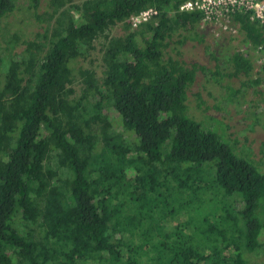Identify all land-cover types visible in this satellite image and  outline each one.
Wrapping results in <instances>:
<instances>
[{
    "label": "trees",
    "instance_id": "trees-1",
    "mask_svg": "<svg viewBox=\"0 0 264 264\" xmlns=\"http://www.w3.org/2000/svg\"><path fill=\"white\" fill-rule=\"evenodd\" d=\"M44 1L40 14V0H27L33 12L0 0V31L21 9L43 40L0 57V264H247L264 231V173L185 115L206 69L190 63L207 46L201 14L180 13L187 0ZM147 9L158 15L133 28ZM236 20L248 52L233 53L232 75L256 71L264 86L252 58L262 28ZM98 40L102 78L82 70L77 95L72 65Z\"/></svg>",
    "mask_w": 264,
    "mask_h": 264
},
{
    "label": "rangeland",
    "instance_id": "rangeland-1",
    "mask_svg": "<svg viewBox=\"0 0 264 264\" xmlns=\"http://www.w3.org/2000/svg\"><path fill=\"white\" fill-rule=\"evenodd\" d=\"M18 5L24 11H34L32 8H27V0H18ZM45 9V1L40 0L39 7L35 11L42 14ZM22 10L20 9L2 21L0 57L3 59L10 57H14L15 60L21 59L19 55L25 48L24 42L36 40V32L41 30L36 24H33L34 18H27ZM122 28V24L116 25L109 31V35L121 36ZM203 32L207 46L205 49L199 46L195 47L190 63L198 64L206 69L204 73H198L196 84L188 91L185 115L199 123L204 130L216 134L234 155L248 161L259 172L264 173L263 83L255 85L254 82L259 76L256 71L251 72L248 76L238 75L236 77L232 75L233 65L230 58L234 52L239 51L241 37L230 41L228 37L214 38L209 29H203ZM15 35L20 36V41H14ZM36 41L41 43L43 40ZM102 44L103 40L96 41L94 43L95 50L88 51V53L82 48L86 59H78L72 65L73 75L77 79L75 88L77 95H80V72L82 70H93L99 79L102 78ZM179 47L181 48V45ZM169 53L174 55V52ZM252 58L256 69L260 68L254 54ZM4 68L7 69V64L2 63L0 70L4 71ZM259 77L262 78L261 75ZM200 102H203V105L200 106ZM109 117L113 121L115 130L123 132L122 128L118 126V115L112 108H110ZM133 139L134 136L128 139V145L132 150L135 149ZM216 163L214 160L204 164L201 168L203 171L210 172V169L215 170ZM203 173L206 174V172ZM235 198L242 197L239 194L228 196L226 202L230 204ZM233 204L236 210L243 208L241 201ZM181 220H186L184 213H181ZM259 242L261 246L252 254L243 249V258L247 264H264V231L259 237Z\"/></svg>",
    "mask_w": 264,
    "mask_h": 264
},
{
    "label": "built area",
    "instance_id": "built-area-1",
    "mask_svg": "<svg viewBox=\"0 0 264 264\" xmlns=\"http://www.w3.org/2000/svg\"><path fill=\"white\" fill-rule=\"evenodd\" d=\"M180 13H200L202 29H209L216 39L236 37L240 32L237 15H248L250 21L258 23L264 36V0H187ZM158 15L155 9H147L131 18L133 28L147 23ZM243 52V51H242ZM257 65L264 68V41L255 50Z\"/></svg>",
    "mask_w": 264,
    "mask_h": 264
},
{
    "label": "crops",
    "instance_id": "crops-1",
    "mask_svg": "<svg viewBox=\"0 0 264 264\" xmlns=\"http://www.w3.org/2000/svg\"><path fill=\"white\" fill-rule=\"evenodd\" d=\"M240 28H241V24H240ZM225 37H227V36H225ZM238 37H240V32H239L238 36H236V37H232V40H233V39H237ZM228 38H230V37H228ZM238 50H239L238 52L243 53V54L246 53V51L248 52L246 46H244V45L241 44V43H240V45H239ZM255 50H256V49H255ZM255 50H254V52H253L254 56H255ZM242 51H243V52H242ZM255 58H256V56H255Z\"/></svg>",
    "mask_w": 264,
    "mask_h": 264
}]
</instances>
